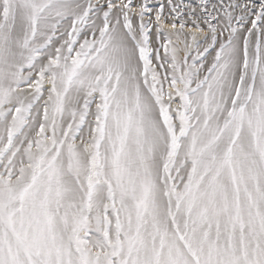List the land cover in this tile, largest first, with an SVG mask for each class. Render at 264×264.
<instances>
[{"label": "snow or ice", "instance_id": "6c2138e0", "mask_svg": "<svg viewBox=\"0 0 264 264\" xmlns=\"http://www.w3.org/2000/svg\"><path fill=\"white\" fill-rule=\"evenodd\" d=\"M0 264H264V0H0Z\"/></svg>", "mask_w": 264, "mask_h": 264}]
</instances>
